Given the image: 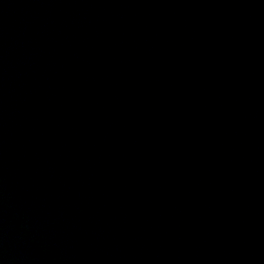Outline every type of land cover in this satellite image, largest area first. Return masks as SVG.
I'll use <instances>...</instances> for the list:
<instances>
[{"label": "water", "instance_id": "obj_1", "mask_svg": "<svg viewBox=\"0 0 264 264\" xmlns=\"http://www.w3.org/2000/svg\"><path fill=\"white\" fill-rule=\"evenodd\" d=\"M0 264H264V0H0Z\"/></svg>", "mask_w": 264, "mask_h": 264}]
</instances>
